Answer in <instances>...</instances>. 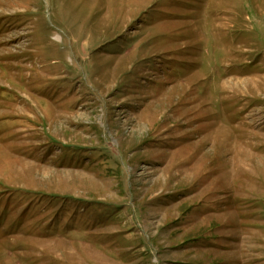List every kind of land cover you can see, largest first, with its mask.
<instances>
[{
    "label": "rangeland",
    "instance_id": "374dc122",
    "mask_svg": "<svg viewBox=\"0 0 264 264\" xmlns=\"http://www.w3.org/2000/svg\"><path fill=\"white\" fill-rule=\"evenodd\" d=\"M0 264H264V0H0Z\"/></svg>",
    "mask_w": 264,
    "mask_h": 264
}]
</instances>
